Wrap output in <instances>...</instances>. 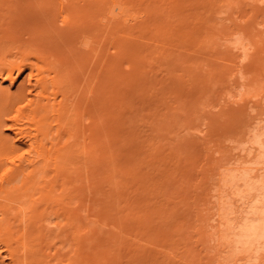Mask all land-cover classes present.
Instances as JSON below:
<instances>
[{
    "label": "bare ground",
    "instance_id": "obj_1",
    "mask_svg": "<svg viewBox=\"0 0 264 264\" xmlns=\"http://www.w3.org/2000/svg\"><path fill=\"white\" fill-rule=\"evenodd\" d=\"M185 1L0 0V264H119V246L151 242L139 235L146 219L136 215L129 238L132 226L106 217L99 194L105 179L117 185L113 125L133 84L119 68L137 62L125 40L156 41ZM205 1L220 31L221 14L245 5L264 16V0ZM252 15L224 28L221 56L244 90L264 78V19ZM257 100L264 106V87ZM252 118L235 151L210 164L188 236L197 264H264V111Z\"/></svg>",
    "mask_w": 264,
    "mask_h": 264
},
{
    "label": "rangeland",
    "instance_id": "obj_2",
    "mask_svg": "<svg viewBox=\"0 0 264 264\" xmlns=\"http://www.w3.org/2000/svg\"><path fill=\"white\" fill-rule=\"evenodd\" d=\"M207 4L186 0L156 41L150 34V42L125 40L137 49V62L119 68L133 84L119 96L113 125L117 185L103 181L99 206L110 220L132 226L126 229L129 238L139 229L136 215L146 219L148 227L139 235L151 242L139 245L145 241L130 239L119 246V264L198 263L200 258L187 249L199 248L189 237L200 215L210 164L220 152L233 153L232 146L254 124L252 116L264 111V106H256L264 78L250 70L248 75L257 78L244 90L239 75L229 73L221 58L223 43L228 42L224 28L239 22L241 14L252 15L250 6L243 5L229 18L221 14L217 20L225 27L220 31ZM138 6L140 19L147 10ZM262 17L254 14L250 21ZM156 231L160 235H154Z\"/></svg>",
    "mask_w": 264,
    "mask_h": 264
}]
</instances>
